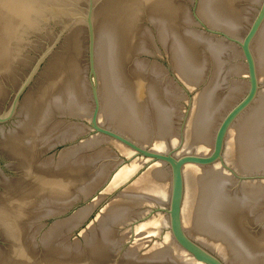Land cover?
<instances>
[{
  "label": "water",
  "instance_id": "1",
  "mask_svg": "<svg viewBox=\"0 0 264 264\" xmlns=\"http://www.w3.org/2000/svg\"><path fill=\"white\" fill-rule=\"evenodd\" d=\"M264 53V0H0V75L95 76Z\"/></svg>",
  "mask_w": 264,
  "mask_h": 264
}]
</instances>
